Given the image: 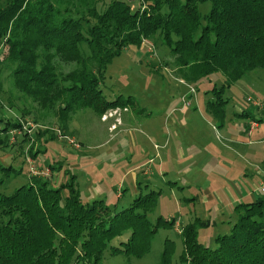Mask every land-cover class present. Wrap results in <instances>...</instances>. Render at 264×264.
<instances>
[{"label":"trees","instance_id":"16d2710c","mask_svg":"<svg viewBox=\"0 0 264 264\" xmlns=\"http://www.w3.org/2000/svg\"><path fill=\"white\" fill-rule=\"evenodd\" d=\"M1 1L3 60L12 85L37 107L51 110L60 130L79 109L100 117L136 105L120 95L108 101L99 90L107 65L129 46L160 42L187 85L220 74L228 86L264 70V0H139L135 9L127 0H111L100 13L96 6L103 0ZM205 2L209 9L202 17L197 4ZM62 64L71 70L62 72ZM18 127L9 124L0 133ZM9 174L19 171L0 166V186ZM28 176L27 184L0 195V264H100L114 239L119 241L109 247L110 255L138 259L156 228L173 224L146 218L158 192H137L115 211L102 200L81 203L72 179L53 189L49 178L31 176L29 169ZM233 212L229 233L216 237L213 249L195 240L194 227L207 228V221L185 227L177 264H264V198ZM171 254L172 242L165 240L158 264H171Z\"/></svg>","mask_w":264,"mask_h":264},{"label":"rangeland","instance_id":"374dc122","mask_svg":"<svg viewBox=\"0 0 264 264\" xmlns=\"http://www.w3.org/2000/svg\"><path fill=\"white\" fill-rule=\"evenodd\" d=\"M110 1L103 0L96 11ZM127 1L133 9L139 6V0ZM208 9L207 2L197 4L202 17ZM82 51L87 53L84 46ZM5 53L0 35V130L19 124L0 133V166L19 171L9 174L0 195L27 184L29 167L47 168L44 178L51 188L72 179L81 203L102 200L115 211L137 192H158L146 218L150 224L173 222L156 228L138 259L110 255L109 247L119 240L110 241L100 264H158L165 240L172 242L170 261L177 264L185 227L207 221V228L194 227L195 240L213 249L215 238L229 233L234 207L263 199L258 188L264 179V70L228 86L220 74L187 85L160 42L129 46L107 65L99 90L108 101L120 95L136 105L100 117L79 109L60 130L51 110L13 87ZM71 68L60 66L62 72Z\"/></svg>","mask_w":264,"mask_h":264},{"label":"built area","instance_id":"2783aa9c","mask_svg":"<svg viewBox=\"0 0 264 264\" xmlns=\"http://www.w3.org/2000/svg\"><path fill=\"white\" fill-rule=\"evenodd\" d=\"M68 143L73 145V141L72 140H69ZM29 174L31 176L46 177L48 175V170L44 169L42 171H35L32 167H29ZM258 193L264 198V179L259 184Z\"/></svg>","mask_w":264,"mask_h":264}]
</instances>
